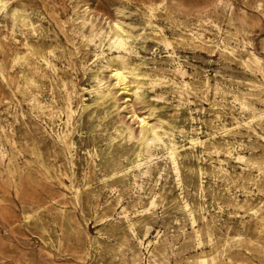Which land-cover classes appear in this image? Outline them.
I'll return each mask as SVG.
<instances>
[{
    "label": "rangeland",
    "instance_id": "rangeland-1",
    "mask_svg": "<svg viewBox=\"0 0 264 264\" xmlns=\"http://www.w3.org/2000/svg\"><path fill=\"white\" fill-rule=\"evenodd\" d=\"M10 2L24 10L41 32L30 34L10 15L0 16V127L4 128V132L0 129V146L9 154L8 160L0 161V264H134L136 259L148 264V252L138 251L135 242L124 233V225L119 223L118 229H114L106 221L122 205L139 219L136 212L148 203L154 191L161 195L156 214L142 218L138 232L143 235L146 225L152 228V237L158 232L164 235L159 251L165 258L159 257V264H192L201 251L220 255L214 264H264L262 224L243 210L217 208L219 201L227 204L230 200L227 184L215 179L211 172L213 160L202 156L200 150L185 152L180 161L183 196L195 207L197 228L203 238L209 228L214 231L213 247L207 241L203 248L195 244L191 223L182 209L181 191L164 161H159L153 171L154 178L144 183L143 191L134 185L133 171L113 175L138 160L141 146L122 132L133 121L123 96L118 97V105L114 107L98 102L85 91L93 81L90 73H84L82 64L92 61L94 47L84 37L87 33L79 28L75 14L88 7L94 23L100 27L122 22L136 35L143 34L144 40L137 41V45L141 56L153 65L150 59L155 49L162 57L167 52L158 43L157 32L147 24V9L165 2L168 14L160 16L158 23L164 28V34L175 42L193 79L201 81L208 77L212 84L246 90L250 83L260 79L246 72L239 56L223 55L216 47H199L182 41L180 30L170 20L176 19L191 27L201 22L206 35L220 42V34L213 27L216 24L232 45H238L237 39H245L248 48L264 57V14L259 8L264 0ZM23 32L37 53L54 51L52 60L59 68L57 76L33 57H28L31 66L15 64V53L25 51ZM158 64L164 68L170 66L164 59ZM62 81L69 87L76 86L77 104L85 103L74 122L73 162L70 151L50 136L48 112H38L30 103L38 96L45 102L54 100L60 111L65 110L67 95ZM146 107L154 109L157 118L175 128L202 129L203 137L214 132L210 126L218 114L227 125L234 123L233 118H240L238 111L232 109L230 99L224 101L213 92L197 91L181 101L168 85L154 92L149 90L145 101L138 105L139 109ZM256 130L258 134L242 129L229 140L242 144L246 155L258 157L264 151V131ZM217 140L224 143L219 133ZM200 167L208 172L203 180L205 200L200 197ZM164 169V178L157 186V174ZM229 169L239 186L248 185L252 172L256 174L254 170H243L233 160L229 161ZM231 189L233 193L239 191L234 186ZM238 194L244 199L242 193ZM261 197L254 194L250 199L257 205ZM201 204L208 211L207 221L199 210ZM239 233L244 236L241 242L235 239ZM124 237L128 241L121 246ZM94 239L101 244L99 251L95 250ZM226 241L230 242V249L223 254Z\"/></svg>",
    "mask_w": 264,
    "mask_h": 264
},
{
    "label": "bare ground",
    "instance_id": "bare-ground-1",
    "mask_svg": "<svg viewBox=\"0 0 264 264\" xmlns=\"http://www.w3.org/2000/svg\"><path fill=\"white\" fill-rule=\"evenodd\" d=\"M259 8L264 14V4H260ZM147 10V24L157 32L158 43L164 46V50L167 52V55L162 57L158 50L155 49L152 53L153 57L150 59L153 65H150L148 59L141 56L137 45V41L144 40L143 34L136 35L132 29L122 22L107 23L106 28L100 27L94 23L88 7L81 12L76 11L75 13L79 28L87 33L86 35L84 34V37L94 47L92 61L82 64L84 73H90L93 81L91 86L86 88L85 91L94 96L98 102L103 104L110 103L114 107L118 105V97L123 96L126 99L124 105L131 109L133 121L122 132L129 139L136 140L141 146L138 160L131 166L114 172L113 175L126 174L133 171L134 185L137 189L143 191L144 183L154 178L153 171L158 168L159 161H164L173 173L176 185L181 191L182 209L188 215L191 223L195 244L199 248H203L205 241H207L213 247L216 236L214 231L209 228L205 238H203L202 233L197 228L195 207L183 196L184 183L180 161L184 158L185 152L195 153L200 150L202 156L206 155L213 160L211 172L215 179L227 184L230 200L227 204L219 201L217 208L222 211L227 206L235 211L243 210L259 221L264 230V151L258 157H251L242 151V144L233 143L229 140V137L241 133L242 129L253 131L256 134H258L256 128H261L264 131V57L254 49L248 48L249 43L245 39L236 40L241 49L237 47L238 45H232L225 36L223 37V30L216 24H213V27L220 34V42H216L206 35L201 22L196 27H191L182 21L172 19L170 24L180 30L179 38L182 41L199 47H216L223 55H231L235 58L239 56L241 65L246 72L256 75L260 79L259 82L250 83L246 90L230 89L220 83L212 84L208 77L203 78L201 81H195L189 73L184 60L178 54L175 42L164 34V28L158 23L160 16L168 14L167 3L160 2L151 5ZM2 15H10L16 24L22 26L30 34L38 35L41 32L39 25L33 22L24 10L12 5L10 0H0V16ZM23 34L25 51H17L15 53V64L31 66L28 57H33L36 60L39 59L46 69L57 76L59 68L52 60V58H55L54 51L49 50L48 52L37 53L30 43L29 37H27L25 32ZM240 53L245 55L240 56ZM163 59L170 64L168 68L159 66L158 63ZM2 77L5 78L3 73ZM166 85L170 86L179 95L181 101L196 94L197 91H201L203 94L213 92L215 96L222 97L224 101L230 99L232 109L238 111L240 118H233L234 123L227 125L222 122V118L218 114L216 116L217 124L215 122L210 126L214 132H208L203 137L204 132L202 129L192 128L191 130H186L184 128H175L165 120L157 118L154 109L151 107L138 108V105L145 101L149 90L154 92L158 87ZM62 86L67 95V107L65 110L60 111L54 104V100L49 103L40 100L38 96H34L30 103L36 111L43 114L48 112L46 116L50 121V136L55 142L70 151L73 162L76 150L74 122L80 110L85 107V103H76L78 91L75 85L69 87L67 82L62 81ZM57 121L59 122L57 123ZM136 125L138 129H136ZM0 129L4 132L3 127H0ZM218 133L224 138L223 144H220L217 140ZM8 158L7 150L0 146V161L5 162ZM230 160L238 163L243 170L255 171L256 174L252 172L248 179V185L239 186L236 184L229 169ZM164 172L165 169L159 170L156 177L157 186L164 178ZM198 175L201 180L199 186L200 197L205 200L206 191L203 180L208 175V172L203 167H200ZM231 186H234L239 191L233 193ZM77 192L78 189L76 190ZM238 193H242L244 199H241V195ZM254 194L262 196L260 203L257 205H254L250 199ZM160 197L161 195L158 192L154 191L151 193L148 203L136 212L140 216L139 219L136 218L137 215L133 216L128 208L122 205L120 209L114 210L112 215L107 216L106 221L114 229H118L119 223L124 225V233L128 234L132 241L135 242L138 251L142 253L145 249L148 252V264H159V257L165 258L159 251L160 242L163 240L164 235L158 232L152 237V228L146 225L144 226L143 235H140L138 230L142 218H150L156 214ZM199 210L202 211L203 220L207 221L206 213L208 211H206L205 204L199 205ZM243 238L244 236L241 233L235 237L237 242H241ZM127 241V238L124 237L121 246ZM93 245L96 246L95 250L99 251L101 244L97 239H94ZM229 249L230 242L226 241L223 254H226ZM219 257L220 255L215 254V252L207 253L201 251L192 264H214L218 262ZM139 260H134V264H143L142 260L141 263H139Z\"/></svg>",
    "mask_w": 264,
    "mask_h": 264
}]
</instances>
